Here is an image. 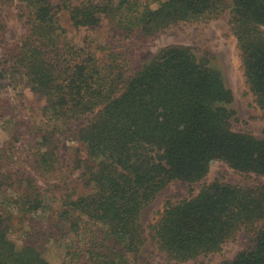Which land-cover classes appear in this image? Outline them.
I'll list each match as a JSON object with an SVG mask.
<instances>
[{
	"label": "trees",
	"instance_id": "1",
	"mask_svg": "<svg viewBox=\"0 0 264 264\" xmlns=\"http://www.w3.org/2000/svg\"><path fill=\"white\" fill-rule=\"evenodd\" d=\"M14 3L26 32L3 47L0 87L22 84L42 105L26 134L0 146V192L13 194L11 207L0 205V264H52L43 251L60 225L82 243L74 264H136L146 243L140 214L167 184L200 180L211 161L264 176V140L233 131L232 92L207 59L170 46L134 72L114 45L131 40L140 48L228 12L246 86L264 118V0H0ZM61 13L74 34L105 21L112 34L106 42L73 41ZM12 108L0 97V113ZM69 136L84 146L89 192L64 196L45 230L33 217L46 211L37 178L63 176ZM11 229L22 230L19 246ZM147 229L167 264L218 254L240 235L241 251L221 264H264V184L205 183L167 200Z\"/></svg>",
	"mask_w": 264,
	"mask_h": 264
},
{
	"label": "rangeland",
	"instance_id": "2",
	"mask_svg": "<svg viewBox=\"0 0 264 264\" xmlns=\"http://www.w3.org/2000/svg\"><path fill=\"white\" fill-rule=\"evenodd\" d=\"M80 2L83 0H73ZM229 1V0H228ZM21 4L0 6V59L3 47L20 39L26 32L24 19L19 17ZM61 20L69 33L71 40L80 41L84 36H90L97 41L106 42L112 34L110 25L105 21L102 27L96 31L81 30L73 33L65 13H61ZM117 51L126 54L130 70L138 71L149 63L160 52L170 46H183L189 49L198 59H207L210 65L222 73L227 88L232 92L230 109L235 113L232 120V129L235 132H245L258 140H264V118L254 103L245 83L240 64V51L236 40L230 32L228 24V12L217 20L208 23L181 24L178 28L159 33L150 38L142 47H136L134 42L119 40L114 42ZM5 82L0 87V97L8 99L12 106V112L0 113V146L8 141L14 134H26L28 123L37 115V108L41 107L42 101L22 84L15 86ZM33 118V119H32ZM84 122L80 123L83 125ZM61 149V162L63 163V176L57 179L37 178V185L42 189V200L46 211L33 215L45 230L51 229L49 223L53 220L54 210L60 209V201L64 196H77L89 192L83 177L86 155L84 146L73 136L63 141ZM81 159L77 163L76 159ZM94 163L91 160L88 164ZM200 180L196 182L173 181L167 184L147 205L140 214V223L144 229L146 243L137 257L136 264H167L164 255L152 250L148 234V225L158 218L163 211L164 203L171 200H179L189 196L190 190L196 194L205 183L216 180L232 184H264V176L245 175L234 171L221 161H211ZM12 192L3 194L0 192V205L9 208V198ZM14 224L16 222H13ZM62 225L53 229V237L43 251V258L52 264H74L75 248L79 238L72 232L62 231ZM22 230L11 229L9 237L18 246L23 241ZM244 235H240L236 242L227 243L223 250L215 255L201 257L197 261L184 264H221L233 259L241 251L244 244ZM68 252L71 253L68 255ZM134 264V260L131 262ZM169 264H174L169 263Z\"/></svg>",
	"mask_w": 264,
	"mask_h": 264
}]
</instances>
